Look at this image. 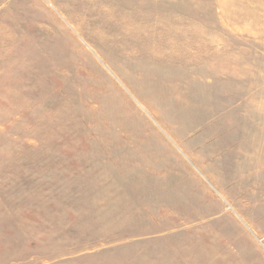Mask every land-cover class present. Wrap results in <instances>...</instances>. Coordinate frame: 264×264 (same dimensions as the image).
<instances>
[{
  "label": "rangeland",
  "instance_id": "rangeland-1",
  "mask_svg": "<svg viewBox=\"0 0 264 264\" xmlns=\"http://www.w3.org/2000/svg\"><path fill=\"white\" fill-rule=\"evenodd\" d=\"M0 264H264V0H0Z\"/></svg>",
  "mask_w": 264,
  "mask_h": 264
}]
</instances>
